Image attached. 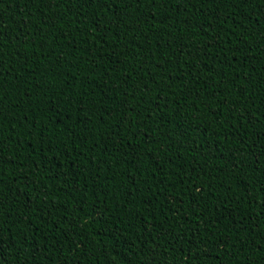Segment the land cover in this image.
I'll list each match as a JSON object with an SVG mask.
<instances>
[{
    "label": "trees",
    "instance_id": "trees-1",
    "mask_svg": "<svg viewBox=\"0 0 264 264\" xmlns=\"http://www.w3.org/2000/svg\"><path fill=\"white\" fill-rule=\"evenodd\" d=\"M0 264H264V0H0Z\"/></svg>",
    "mask_w": 264,
    "mask_h": 264
}]
</instances>
